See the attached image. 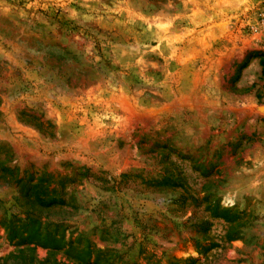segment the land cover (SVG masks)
<instances>
[{
	"label": "rangeland",
	"instance_id": "obj_1",
	"mask_svg": "<svg viewBox=\"0 0 264 264\" xmlns=\"http://www.w3.org/2000/svg\"><path fill=\"white\" fill-rule=\"evenodd\" d=\"M0 264H264V0H0Z\"/></svg>",
	"mask_w": 264,
	"mask_h": 264
},
{
	"label": "trees",
	"instance_id": "obj_2",
	"mask_svg": "<svg viewBox=\"0 0 264 264\" xmlns=\"http://www.w3.org/2000/svg\"><path fill=\"white\" fill-rule=\"evenodd\" d=\"M172 177H173V175L166 174V177L164 178V182L167 183L169 181V179H171ZM164 185H167V184H164Z\"/></svg>",
	"mask_w": 264,
	"mask_h": 264
}]
</instances>
